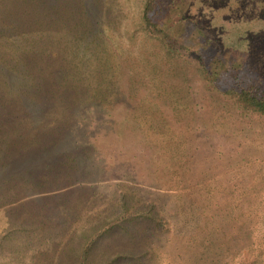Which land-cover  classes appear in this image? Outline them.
Returning <instances> with one entry per match:
<instances>
[{
	"label": "rangeland",
	"instance_id": "374dc122",
	"mask_svg": "<svg viewBox=\"0 0 264 264\" xmlns=\"http://www.w3.org/2000/svg\"><path fill=\"white\" fill-rule=\"evenodd\" d=\"M14 1L0 28L26 11L16 23L49 31L68 89L46 127L77 122L64 150H78L17 144L0 264H264V115L211 74L236 63L264 80V0ZM76 169L95 183L56 187Z\"/></svg>",
	"mask_w": 264,
	"mask_h": 264
},
{
	"label": "trees",
	"instance_id": "16d2710c",
	"mask_svg": "<svg viewBox=\"0 0 264 264\" xmlns=\"http://www.w3.org/2000/svg\"><path fill=\"white\" fill-rule=\"evenodd\" d=\"M23 1L15 0L12 5L18 6ZM150 8L151 1L148 2L147 10L144 13L146 19H149ZM24 12L26 11H17L15 15H7L8 18L5 20H10L11 23L0 28V37H2L0 40V142L9 143L15 140L11 151L7 149L5 155L0 157V170L4 169L5 171H9L13 166L12 153L18 149V143L46 141L47 143L42 145L41 150L49 152L53 149L54 152H61L65 148L66 138L74 134L78 125L75 122L57 127L55 130L52 126L46 127L48 124H52L50 121L53 114L50 113V109L56 95L54 89L57 88L65 95L64 90L68 89L65 88L68 80H65L66 75H62L64 65L61 63L54 65L55 62L62 61L59 57L60 53L50 48V33L45 29V26H39L35 22L30 25L16 23L27 19L29 14ZM38 12L42 13L43 10L38 9ZM38 16L41 15L38 14ZM12 18L15 20L13 21ZM167 37L166 34L163 36L168 47L173 50ZM206 50L209 51L207 53H212L210 56H216V54L213 55V50L208 47ZM239 68H242L240 64H233L232 70L235 71L229 78L228 75L215 68L211 71L212 80L222 92L245 108L264 115V80L254 74L247 75L236 72V69ZM63 121L66 123V118ZM70 145L72 144L70 143ZM77 148L78 146L75 144L62 152L67 151L71 154L76 152ZM84 172L81 169L72 170L71 181H69L71 183H58L56 187L65 188L66 191H68V187H72L76 192L77 188L85 183L94 184L96 180H83L84 178L81 176ZM9 176L13 178V175L9 174ZM56 189L58 188L53 190ZM184 192L185 189H182L179 194H184ZM183 209L182 213L189 212L187 209ZM89 250L90 247L85 249L83 260L87 259ZM131 257L134 258L133 255ZM131 257L127 254L117 255L118 259Z\"/></svg>",
	"mask_w": 264,
	"mask_h": 264
}]
</instances>
